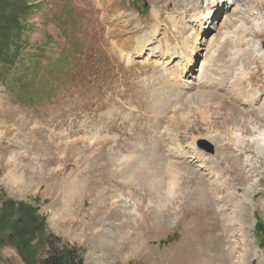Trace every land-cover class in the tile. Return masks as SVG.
Returning <instances> with one entry per match:
<instances>
[{
	"label": "rangeland",
	"instance_id": "1",
	"mask_svg": "<svg viewBox=\"0 0 264 264\" xmlns=\"http://www.w3.org/2000/svg\"><path fill=\"white\" fill-rule=\"evenodd\" d=\"M31 1L46 57L26 97L0 87V264L49 238L83 264H264V0Z\"/></svg>",
	"mask_w": 264,
	"mask_h": 264
},
{
	"label": "trees",
	"instance_id": "2",
	"mask_svg": "<svg viewBox=\"0 0 264 264\" xmlns=\"http://www.w3.org/2000/svg\"><path fill=\"white\" fill-rule=\"evenodd\" d=\"M31 2L0 0V87H8L15 81L18 96L22 98L26 97L30 84L37 81L38 71L46 57L40 46L29 49V40L25 38L31 24L28 17L32 16L38 4ZM28 58H31V63L27 67ZM49 242L50 238L46 245L47 255L38 264H83V255L74 247L58 249Z\"/></svg>",
	"mask_w": 264,
	"mask_h": 264
},
{
	"label": "bare ground",
	"instance_id": "3",
	"mask_svg": "<svg viewBox=\"0 0 264 264\" xmlns=\"http://www.w3.org/2000/svg\"><path fill=\"white\" fill-rule=\"evenodd\" d=\"M218 1H219V0H218ZM215 2H216V0H215ZM215 2L213 1L214 4H216V3L218 4V2H216V3H215ZM230 2H232V1H230ZM191 50H192V49H191ZM204 65H205V61H204ZM203 71H204V66L201 67V72H200V76H201V77H202L203 74H204ZM205 75H206V74H205ZM202 79H203V78H202ZM203 81H204V80H203ZM201 83H202V82H201ZM254 141H255V140H254ZM260 142H261V141H260ZM257 145H258V144H257ZM136 178H137V177H136ZM231 221H232L233 223H237L236 220L233 219V217L231 218Z\"/></svg>",
	"mask_w": 264,
	"mask_h": 264
},
{
	"label": "water",
	"instance_id": "4",
	"mask_svg": "<svg viewBox=\"0 0 264 264\" xmlns=\"http://www.w3.org/2000/svg\"><path fill=\"white\" fill-rule=\"evenodd\" d=\"M210 149L213 151V147L212 146H210Z\"/></svg>",
	"mask_w": 264,
	"mask_h": 264
}]
</instances>
